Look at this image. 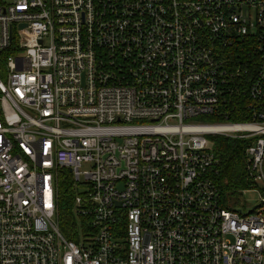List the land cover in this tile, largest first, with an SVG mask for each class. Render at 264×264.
<instances>
[{
    "label": "built area",
    "instance_id": "1",
    "mask_svg": "<svg viewBox=\"0 0 264 264\" xmlns=\"http://www.w3.org/2000/svg\"><path fill=\"white\" fill-rule=\"evenodd\" d=\"M0 63V264H264V0H0ZM208 135L251 139L249 211Z\"/></svg>",
    "mask_w": 264,
    "mask_h": 264
},
{
    "label": "trees",
    "instance_id": "2",
    "mask_svg": "<svg viewBox=\"0 0 264 264\" xmlns=\"http://www.w3.org/2000/svg\"><path fill=\"white\" fill-rule=\"evenodd\" d=\"M233 100L228 119L231 121L247 120L249 116L248 98L242 95ZM214 138L216 144L213 150L217 162L215 164L216 172L212 174V179L221 195L223 204L227 208H236L241 202L242 191L251 188V182L245 171L244 157V149L251 139L231 138L222 135H216ZM59 173L56 189L57 215L60 220L58 226L65 237L77 241L75 230L77 221H75L72 203L74 192L70 185L69 172L61 170Z\"/></svg>",
    "mask_w": 264,
    "mask_h": 264
},
{
    "label": "rangeland",
    "instance_id": "3",
    "mask_svg": "<svg viewBox=\"0 0 264 264\" xmlns=\"http://www.w3.org/2000/svg\"><path fill=\"white\" fill-rule=\"evenodd\" d=\"M3 1H9V0H3ZM0 79L3 81L5 79V71L1 63H0ZM202 120L209 122L210 118L205 117V118H202ZM206 137L211 147L214 148L216 144V139L214 138L215 136L208 135ZM256 184L258 187L242 191V195L240 196L241 202L237 205L236 208L238 209L244 208L245 211H249L250 208L255 207L257 205V203L259 202L261 192L263 191H262L261 183L256 182ZM83 190H84L83 186H78L73 189V192L74 193L79 192V191L81 192ZM54 221L59 225L60 220H59L57 213L54 215Z\"/></svg>",
    "mask_w": 264,
    "mask_h": 264
},
{
    "label": "bare ground",
    "instance_id": "4",
    "mask_svg": "<svg viewBox=\"0 0 264 264\" xmlns=\"http://www.w3.org/2000/svg\"><path fill=\"white\" fill-rule=\"evenodd\" d=\"M219 128L220 127H218V126H208V127H206V126H199V127H196V129L211 130V131L219 130ZM221 128H224V127H221Z\"/></svg>",
    "mask_w": 264,
    "mask_h": 264
},
{
    "label": "water",
    "instance_id": "5",
    "mask_svg": "<svg viewBox=\"0 0 264 264\" xmlns=\"http://www.w3.org/2000/svg\"><path fill=\"white\" fill-rule=\"evenodd\" d=\"M24 25H21L20 27H23Z\"/></svg>",
    "mask_w": 264,
    "mask_h": 264
}]
</instances>
